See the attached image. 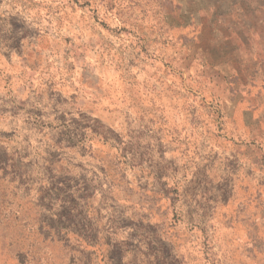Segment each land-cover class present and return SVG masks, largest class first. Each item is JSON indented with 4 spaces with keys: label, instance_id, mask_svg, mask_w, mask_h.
I'll return each mask as SVG.
<instances>
[{
    "label": "rangeland",
    "instance_id": "374dc122",
    "mask_svg": "<svg viewBox=\"0 0 264 264\" xmlns=\"http://www.w3.org/2000/svg\"><path fill=\"white\" fill-rule=\"evenodd\" d=\"M0 264H264V0H0Z\"/></svg>",
    "mask_w": 264,
    "mask_h": 264
}]
</instances>
